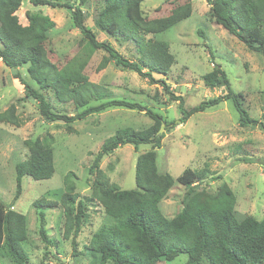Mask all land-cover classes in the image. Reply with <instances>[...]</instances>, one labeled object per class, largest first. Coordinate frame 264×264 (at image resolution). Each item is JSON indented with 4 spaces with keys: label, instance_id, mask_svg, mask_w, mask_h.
<instances>
[{
    "label": "rangeland",
    "instance_id": "1",
    "mask_svg": "<svg viewBox=\"0 0 264 264\" xmlns=\"http://www.w3.org/2000/svg\"><path fill=\"white\" fill-rule=\"evenodd\" d=\"M186 0H142L141 11L147 19L168 16ZM72 8L33 7L24 0L16 12L21 25H27L26 15L39 13L48 17L54 28L48 33L46 49L49 59L61 67L82 54V34L72 22ZM190 16L162 33L147 38L165 41L175 63L166 75L153 74L164 80L174 96L183 101H172L159 84L149 83L137 73L117 67L109 56L97 50L88 59L84 74L89 81L107 88L110 99L139 104L159 114L163 120L162 143L154 149L158 172L168 174L174 184L159 203L161 213L168 219L176 216L183 207L186 188L175 180L186 169L207 168L211 175L195 183L194 191L216 193L223 186L235 196L234 216L238 221L264 217V131L259 125L240 127L238 114L228 100L203 112L192 114L184 123L180 110L188 111L199 103L225 94L223 86L209 88L203 76L219 66L228 77L231 88L243 97V107L252 119L260 120L264 98V55L249 50L234 35L217 25L210 13L207 0H192ZM85 26L99 42H109L128 59L136 54L133 45L119 43L100 31L95 22L102 0H87L80 6ZM1 46V45H0ZM28 64L12 70L0 60V114L9 112L19 125L0 120V202L4 209L14 210L26 218L24 249L27 264H99V255L85 251L84 246L92 234L106 221L100 204L92 198L94 174L90 165L104 141L116 131L130 128L144 130L152 120L143 109L111 107L91 114L70 124L46 122L39 114L37 102L25 97L23 85L14 77L18 73L34 90H40L27 73ZM56 113L75 116L82 109L71 103L59 104L50 90H42ZM106 100V99H104ZM100 101H92L90 106ZM12 109V110H11ZM71 129V130H70ZM50 134L54 138V173L47 180L35 181L24 176L21 194L16 199L15 164L28 157L26 141H34ZM150 145L141 144L137 151L130 144L115 149L102 158L100 170L108 181L120 189H135V163L137 157L150 151ZM245 158L251 159L244 162ZM72 172L77 200L86 203V225L77 237V255L72 253L71 240L63 238V210L60 197L64 191L63 177ZM212 177V178H211ZM40 198L56 201L57 205L42 208L44 230L50 243L39 234V212L33 202ZM187 256L179 254L172 261L159 264H187ZM0 264H9L0 254ZM107 264H112L108 262ZM207 264V263H205Z\"/></svg>",
    "mask_w": 264,
    "mask_h": 264
},
{
    "label": "trees",
    "instance_id": "2",
    "mask_svg": "<svg viewBox=\"0 0 264 264\" xmlns=\"http://www.w3.org/2000/svg\"><path fill=\"white\" fill-rule=\"evenodd\" d=\"M23 1L0 0V60L12 70L28 64L27 73L40 90H34L18 73L14 77L23 85L25 97L37 102L38 112L46 122L70 124L111 107L143 109L153 122L144 130L125 128L116 131L104 141L94 157L89 168V172L94 174L92 198L102 207L106 221L92 234L84 250L99 255V264H159L172 261L179 254L187 256V264H264V217L260 221L252 217L238 221L234 216V193L226 186L216 193L194 191L195 183L211 175L207 168L184 170L175 180L187 189L181 211L172 219L161 213L159 203L174 184L170 175L158 172L156 165L154 149L160 147L163 138L159 132L163 123L161 116L139 104L110 99L112 94L107 88L90 82L84 74L88 59L101 50L117 67L133 71L149 83L159 84L182 108V99L173 95L168 84L153 77V74L165 76L175 63L169 44L147 36L162 33L188 18L192 0H186L168 16L156 19H147L143 15L142 0H102L103 8L95 26L117 42L133 45L134 59L124 57L109 42L96 40L94 33L85 26L80 8L87 0H28L33 7L65 9L72 8V1L78 2L71 17L74 27L82 34V54L59 68L50 61L46 49L48 33L54 28V23L46 16L31 13L26 15L27 25H21L16 12ZM207 1L217 25L234 35L249 50L264 55V0ZM203 81L209 88L223 86L225 94L203 101L188 111L180 110L183 115L181 123L194 113L229 100L238 114L240 127L259 125L264 131V105L261 119H252L243 107L242 95L232 90L227 74L219 66L205 74ZM46 89L59 104L71 103L77 110H82L75 116L54 112L42 94ZM100 100L99 104L90 106L92 101ZM0 120L19 125L9 112L0 114ZM53 143L54 138L50 134L26 141L28 157L14 167L16 199L21 194L24 176L41 181L53 175ZM126 144L132 145L134 151L141 144L152 148L137 157L136 188L131 190L120 189L109 182L99 168L103 157ZM243 161L250 162L251 159ZM73 175L68 172L63 177L64 191L59 202L64 216L63 238L71 240L72 253L77 255L76 239L86 225L87 216L86 203L77 200ZM55 205L56 201L45 198L33 202V207L40 210L39 234L45 243L50 242L43 228L45 220L41 209ZM26 237L25 216L4 209L0 202V254L9 264H27L28 256L23 247Z\"/></svg>",
    "mask_w": 264,
    "mask_h": 264
},
{
    "label": "water",
    "instance_id": "3",
    "mask_svg": "<svg viewBox=\"0 0 264 264\" xmlns=\"http://www.w3.org/2000/svg\"><path fill=\"white\" fill-rule=\"evenodd\" d=\"M163 127H164V125H163V124H161V127H160V130H159V132H161V131L163 130Z\"/></svg>",
    "mask_w": 264,
    "mask_h": 264
}]
</instances>
